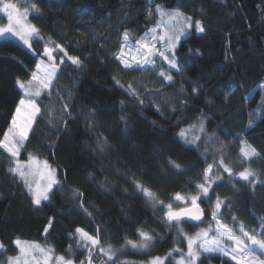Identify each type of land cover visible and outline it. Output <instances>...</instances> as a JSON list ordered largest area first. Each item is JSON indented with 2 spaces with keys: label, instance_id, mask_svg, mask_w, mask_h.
<instances>
[{
  "label": "trees",
  "instance_id": "1",
  "mask_svg": "<svg viewBox=\"0 0 264 264\" xmlns=\"http://www.w3.org/2000/svg\"><path fill=\"white\" fill-rule=\"evenodd\" d=\"M13 1L20 6L24 3ZM163 1L171 3L174 10L179 7L193 21L201 20L206 34L193 30L192 37L181 42L177 56L185 71H173L175 83L161 84L152 96L140 92L142 105L119 88L113 76L125 85L140 76L148 83L157 71L121 70L113 54L118 52L125 30L132 40L144 34L148 13H157L160 0H33L40 13L31 11L29 3V18L44 39L33 40L30 50L10 35L0 38V137L23 95L16 81L29 79L46 43L54 46L49 37L64 46L69 55L84 61L83 67L77 68L65 57L60 66L57 86L73 93L72 118L66 128L50 126L45 119L19 157L24 161L28 152L38 154L57 169L62 180L67 176L63 189H54L50 203L43 202L37 210L23 182L7 171L9 157L0 149V242L8 248L0 261L17 254L12 245L16 237L50 245L56 254L67 255L68 245L76 244L70 233L82 227L95 234L97 225L103 243L120 250L116 264H123V259L145 261L165 256L175 247L183 249L185 240L162 223V209L150 205L136 185L150 189L165 203L177 192L194 191L203 170L213 163L219 145L206 152L208 141L203 134L192 143L174 133L186 118L195 124L203 118L206 132L224 142L225 162H231L234 172L251 167L262 174L260 182L250 185L222 173L224 179L210 191L212 205L217 196L230 205L221 208L222 222L235 225L237 230L241 222L246 230H258L264 219V114L258 112L261 94L255 87L264 78V0ZM84 10L92 14L81 15ZM6 20L0 14V23ZM189 49H199L201 55L190 54ZM54 55L59 58L62 53ZM181 86L184 92H180ZM194 86L197 93L192 92ZM51 99L59 111L61 104L55 94ZM121 101L125 102L123 108ZM48 102L46 97L41 98L42 107ZM90 109L95 110V121L89 122L94 124V131L88 129L85 120ZM122 113L127 125L120 118ZM101 134L109 142L103 152L96 144ZM245 145L259 154L248 162H243L240 152ZM170 160L181 169L174 168ZM73 188L83 193L84 206L92 217L72 198ZM202 205L205 219L210 218L209 202L205 200ZM50 217L53 224L45 236ZM182 226L189 233L198 228L187 222ZM138 228L157 237L148 251L122 247L125 239H139ZM73 251L77 261L84 258L81 250L74 247ZM201 259L204 264H234L218 255L205 254ZM166 264H173L172 259Z\"/></svg>",
  "mask_w": 264,
  "mask_h": 264
},
{
  "label": "snow or ice",
  "instance_id": "2",
  "mask_svg": "<svg viewBox=\"0 0 264 264\" xmlns=\"http://www.w3.org/2000/svg\"><path fill=\"white\" fill-rule=\"evenodd\" d=\"M29 3L31 11L40 13V9L33 0H24L22 6H18L12 0H0V13L6 15L7 23L0 26V37L12 36L28 49H33V40H43L44 37L40 29L28 21ZM155 11L161 18L155 25L134 42L130 33L125 30L122 34L121 44L114 58L122 66L121 70L126 71H142L156 70L161 78L162 84L172 85L175 83L172 72L183 73L185 69L181 66L177 56L178 47L185 39L192 37V31L196 34H206V28L201 20L193 21L190 16H186L179 10H166L157 5ZM92 13L84 10L81 15H91ZM48 41L54 45L45 44L40 60L35 64V70L31 71L29 79L21 81L17 79L16 83L23 95L19 99L11 121L7 129L0 137V149L7 153L9 157V167L7 171L15 178H19L31 196V202L36 206L37 210L43 205V202L51 201V197L55 195L54 189H63L64 180L58 174L57 169L53 167L47 159L39 158L38 154L28 152L27 159L20 160L21 150H26V145L30 142V137L35 138L36 129L39 124L47 120L50 126L56 128L67 126L69 118H72L71 101L73 93L70 89L62 90L57 86L59 79L60 66L64 64L65 57L72 65L82 68L84 61L79 56L69 55L68 51L59 43ZM190 54L201 55L199 49H189ZM54 53H62L57 58ZM46 58V59H45ZM161 60V64H157V60ZM165 68L167 70H165ZM114 83L125 91L127 95L136 99L141 105V98L137 89L131 82L127 85L120 79L113 76ZM195 84V82H193ZM185 89L181 86L180 92ZM63 92V94H62ZM193 93L198 92L197 87L192 88ZM55 94L56 99L60 102L61 108L56 110L52 101ZM65 96L67 99H65ZM46 97L48 103L42 107L41 98ZM121 108L125 102L121 101ZM157 111L160 106L157 105ZM173 111H176L173 108ZM121 120L127 125V118L121 114ZM87 127L90 131H94V124L89 123L95 121V110L90 109L85 116ZM198 128L190 126V130L198 131L203 134L208 143L205 145L207 152L209 147L219 145L215 149L213 155V163H209L201 174V181L195 184V194L175 193L168 203L160 200L158 196L150 189L137 183L136 187L141 190L154 206L163 209L162 223L171 231L175 229L178 236L186 241V251L175 247L170 250L166 256H155L150 259L148 264H166L169 257L173 253L179 254V259L175 260V264H204L201 259L207 254L209 257L218 255L225 257L234 262V264H264V219H261L259 228L246 230L243 223H239L238 230L235 225L230 226L223 221L221 208H229L226 199L216 197L214 205L211 204L210 191L213 185L224 179L222 173H227L229 178H238L241 181L254 185L261 181L262 174L256 172L251 167H245L243 170L234 172L233 167L226 163V146L214 134L209 135L206 132L203 118H198ZM180 137L188 142L187 131L182 129L179 133ZM201 136H194L191 140L196 143ZM106 137H97V150L103 152L108 147ZM244 145V142H241ZM244 161L248 162L259 154L251 145H245L240 148ZM217 156L219 159L217 160ZM177 170L181 169L180 164L169 161ZM91 175V174H90ZM39 177V180H37ZM101 187H105L102 183ZM83 193L78 188H73L72 198L79 201V207L82 211L92 217V213L84 206L82 200ZM207 200L211 212V222L207 227L199 228V231L189 234L182 227L185 221L196 222L193 226L198 227L204 222L205 212L201 204ZM232 219L235 221L236 217ZM216 225L213 228L212 223ZM53 219L50 217L48 224L44 228L45 236L52 227ZM139 239L132 241L125 239V246H131L133 249L148 251L154 247L156 235L151 231H145L143 228L137 229ZM70 237L76 240L75 246L68 245L67 255L56 254L54 247L50 245H41L36 241H25L16 237L12 241L14 250H18L14 256H7L0 264H116L119 249H115L111 243L106 246L102 241L101 229L97 225L95 234H90L82 227L75 228L74 233H70ZM81 250L84 258L77 261L73 249ZM8 251L3 242H0V255ZM100 259H97V256Z\"/></svg>",
  "mask_w": 264,
  "mask_h": 264
},
{
  "label": "rangeland",
  "instance_id": "3",
  "mask_svg": "<svg viewBox=\"0 0 264 264\" xmlns=\"http://www.w3.org/2000/svg\"><path fill=\"white\" fill-rule=\"evenodd\" d=\"M12 2L16 3L15 1L12 0ZM17 4V3H16ZM18 5V4H17ZM20 6V5H18ZM159 6H161L163 9H166V10H174L173 7H172V4L171 3H165L163 0H160V3H159ZM2 15H4L3 13H0ZM6 17V15H4ZM187 16V15H186ZM7 19V18H6ZM163 19L164 21L167 20V18H161L159 16L158 13H152V12H149L148 13V16H147V20H146V30L145 32L148 30V28L152 27L153 25H155L157 23L158 20H161ZM27 22H31L30 18H29V14H28V21ZM7 23V20L5 22V24ZM33 24V23H32ZM4 24H1L0 23V26H2ZM144 32V33H145ZM1 38V37H0ZM18 40V39H17ZM19 41V40H18ZM21 44H23L21 41H19ZM131 42H134V40H132ZM24 45V44H23ZM25 47H27L26 45H24ZM46 59V58H45ZM39 62V61H38ZM156 63L159 65L160 63H162L161 60H157ZM35 70V69H34ZM140 79H136L135 82H131L133 84V86L137 89V91L139 92H143L145 94H147L148 96H152L153 93V90H156V88L159 90L161 88H159V86L162 84V81H161V78L159 77L158 75V72H156V76L154 78L151 79V81H149L148 83H146L147 81H142L141 80V76L138 77ZM256 90H259L260 91V94H261V97H260V100H259V103L257 105V108H258V112L260 115H263L264 114V78L261 82H259L256 87H255ZM254 89V91H255ZM253 91V92H254ZM182 111L180 110L178 113L180 114ZM186 122L182 123L180 125V127L176 130H174L173 132H177V134L179 135L180 131L182 129L186 130L187 131V134H188V142H191L192 138L194 136H197L201 133H199L198 131H195V130H190V126H194V128H198L199 125L198 124H195L192 122V119L190 118H186ZM180 136V135H179ZM54 167V166H53ZM37 180H39V177H37ZM188 193H191V194H195L194 191H191V192H188ZM188 193H184V194H188ZM146 196V195H145ZM147 198V197H146ZM148 202L150 203V205H152L153 207H157V206H154L151 201L147 198ZM162 211H164L162 209ZM204 224H199L198 228L192 232V233H189L187 232L185 229V232L189 233V234H193L197 231H199V228H202V227H207L208 226V223L211 222V216L210 218L208 219H204ZM212 226L213 228L216 227V225L214 224V222L212 223ZM183 227V226H182ZM184 228V227H183ZM25 241H28V240H25ZM133 241V240H132ZM136 241V240H134ZM106 246V245H105ZM131 247V246H130ZM186 248H187V244H186V241H185V247L183 248V250L186 251ZM166 256V255H165ZM155 257V256H154ZM161 257H164V256H161ZM151 259V258H150ZM150 259L148 260H145V261H137V260H133V259H123L121 260V263L123 264H133V263H136V264H148V262L150 261ZM168 259H172V262L173 264H175V260L179 259V254L177 253H173V256L172 257H169Z\"/></svg>",
  "mask_w": 264,
  "mask_h": 264
},
{
  "label": "water",
  "instance_id": "4",
  "mask_svg": "<svg viewBox=\"0 0 264 264\" xmlns=\"http://www.w3.org/2000/svg\"><path fill=\"white\" fill-rule=\"evenodd\" d=\"M201 207L204 209V207H203L202 204H201ZM204 219H205V216H204ZM185 222L190 223V224H194V223H196V222H192V221H185ZM200 224H201V223H200Z\"/></svg>",
  "mask_w": 264,
  "mask_h": 264
}]
</instances>
